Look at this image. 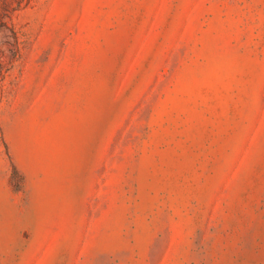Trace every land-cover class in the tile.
I'll return each instance as SVG.
<instances>
[{
    "label": "rangeland",
    "instance_id": "1",
    "mask_svg": "<svg viewBox=\"0 0 264 264\" xmlns=\"http://www.w3.org/2000/svg\"><path fill=\"white\" fill-rule=\"evenodd\" d=\"M0 264H264V0H0Z\"/></svg>",
    "mask_w": 264,
    "mask_h": 264
}]
</instances>
